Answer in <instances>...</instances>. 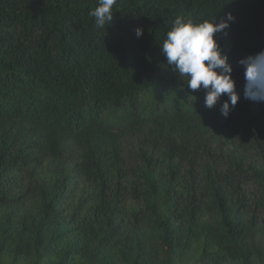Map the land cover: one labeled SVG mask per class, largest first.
<instances>
[{
	"label": "trees",
	"instance_id": "1",
	"mask_svg": "<svg viewBox=\"0 0 264 264\" xmlns=\"http://www.w3.org/2000/svg\"><path fill=\"white\" fill-rule=\"evenodd\" d=\"M97 6L0 0V264H264V103L240 64L264 0H117L103 28ZM229 13L224 117L160 44Z\"/></svg>",
	"mask_w": 264,
	"mask_h": 264
},
{
	"label": "clouds",
	"instance_id": "2",
	"mask_svg": "<svg viewBox=\"0 0 264 264\" xmlns=\"http://www.w3.org/2000/svg\"><path fill=\"white\" fill-rule=\"evenodd\" d=\"M116 4L117 0H98V6L89 13L95 18L97 27L112 24ZM234 20L231 13L223 19L218 16L203 21L177 17L160 44L167 66L179 75L184 84L182 77L186 78L187 88L193 92L203 88L207 108H214L221 97L227 95L228 100L220 107L224 117L230 115L240 97L232 75L233 67L216 34L228 29ZM136 34L142 36L143 30L137 29ZM240 64L244 67L245 99L264 103V51L242 59Z\"/></svg>",
	"mask_w": 264,
	"mask_h": 264
},
{
	"label": "rangeland",
	"instance_id": "3",
	"mask_svg": "<svg viewBox=\"0 0 264 264\" xmlns=\"http://www.w3.org/2000/svg\"><path fill=\"white\" fill-rule=\"evenodd\" d=\"M189 264H197L195 261H191Z\"/></svg>",
	"mask_w": 264,
	"mask_h": 264
}]
</instances>
